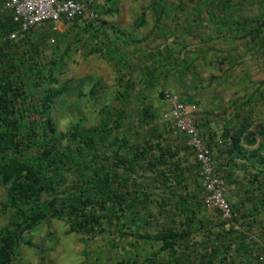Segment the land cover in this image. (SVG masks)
Returning <instances> with one entry per match:
<instances>
[{
  "label": "rangeland",
  "instance_id": "374dc122",
  "mask_svg": "<svg viewBox=\"0 0 264 264\" xmlns=\"http://www.w3.org/2000/svg\"><path fill=\"white\" fill-rule=\"evenodd\" d=\"M91 3L97 12L96 19L77 20L55 35L48 26L38 27L26 40H13L16 71L26 89L25 124H37L35 128L41 132L42 119L34 110L46 90L61 87L63 92L55 99L49 115L62 149L73 145L64 135L81 120L85 134L89 131L95 135L96 146L87 153L89 160L97 154L113 156L115 151L131 158L138 145L153 147L154 157L165 147L176 150L177 156L153 169L148 168L147 162L142 167L138 163L136 172L131 173L134 194L144 199L148 196L146 204L124 213L121 230L133 235L121 236L120 225L115 223L104 224L103 234L67 233L69 224L65 217L50 218L26 234L32 245L21 244L19 261L20 264H150L147 259L152 258L156 264L159 261L165 264L168 254H156L160 244L138 235L156 234L162 224L170 222L171 213L160 214L164 194H176L172 201L175 205L179 202L178 194L192 204L202 200V190L192 150L184 136L174 135L171 123L164 119L168 110L164 95L172 92L182 101L195 103L202 135L210 141L214 132L219 145L226 129L242 123H249L250 130L264 129V0H91ZM109 8L113 11L107 12ZM143 12L144 22L140 23ZM51 36L56 39L54 43ZM24 59L26 65L21 64ZM53 77L57 78V84L53 83ZM144 109L153 117L141 123ZM75 145L86 148L81 142ZM212 148L215 159L217 147ZM254 148L249 147V151ZM214 163L217 166V161ZM237 163L246 161L238 159ZM177 164L183 169L180 183L172 174ZM68 168L62 175L71 183L75 176ZM233 169L240 181L246 183L250 174L255 173L249 165ZM160 170L171 176L169 187L160 183L157 174ZM226 181L230 184V202H239L241 231L246 230L251 240L261 239L264 206H260L257 221L251 227L244 226L242 222L247 219L243 221L241 214L249 212L252 203L240 205L241 194L236 193L240 184L234 188L230 180ZM6 192L7 185L0 182V207L6 200ZM198 218L220 220L213 210L200 213ZM6 223L7 214L0 213V230ZM188 239L190 244H199L201 248L205 235L201 231ZM261 251L251 255L250 264H258Z\"/></svg>",
  "mask_w": 264,
  "mask_h": 264
},
{
  "label": "trees",
  "instance_id": "16d2710c",
  "mask_svg": "<svg viewBox=\"0 0 264 264\" xmlns=\"http://www.w3.org/2000/svg\"><path fill=\"white\" fill-rule=\"evenodd\" d=\"M4 1L0 0V182L7 185V192L0 213L7 214V223L0 230V264H20L21 244L32 245L25 238L26 234L50 218L65 217L69 224L67 233L91 235L98 231L103 234L106 232L104 224L115 223V226L120 225L118 231L121 236L133 235L131 231L121 230L124 227L121 224L124 213L146 204L148 196L144 199L134 194L131 173L136 172L138 163L142 167L147 162L148 168L153 169L173 161L177 151L165 147L159 156L154 157L153 147L138 145L131 158L115 151L113 156L97 154L89 160L87 153H91L96 146L93 140L95 135L89 131L85 134L81 120L75 122L71 131L64 135L73 145L62 149L55 138V124L49 115L55 99L63 92L61 87L46 90L40 97V105L34 110L42 119L39 124L41 132L36 130L37 124L31 122V125H26L25 84L14 63L13 47L16 44L7 37L17 28V24L13 21L12 12L4 7ZM111 11V8L107 10ZM144 16L143 12L140 23L144 22ZM46 34L41 38L44 39ZM28 37L29 34L24 40ZM26 61L24 59L21 64L26 65ZM41 73L40 70L39 75ZM52 80L54 84L58 83L57 78L53 77ZM152 117L150 111L144 109L141 123ZM196 124L200 128L197 120ZM258 136L261 140H258ZM222 137V145L218 144L214 132L210 134V141L204 138L211 147L214 162L217 161L215 171L225 180H230L234 188L240 184L241 188L236 191L241 194L240 205L246 201L252 203L249 212L241 214L243 221L247 219L242 222L243 225L251 227L257 221L260 206H264V129L250 130L249 123H242L236 128L226 129ZM80 142L86 148L75 145ZM212 145L217 147L215 159ZM254 146L255 150L249 151V147ZM158 147L161 150V146ZM238 159H244L246 164H238ZM248 165L255 169V173L250 174L246 183L243 179L240 181L233 167L246 168ZM68 167L75 176V181L71 183L62 175ZM182 171L179 164L173 168L172 174L178 183L183 179L180 177ZM157 174L161 178L160 183L168 186L171 176L167 171L160 170ZM199 185L202 200L192 204L185 196L178 194L179 202L175 205L172 201L176 194H164L160 214L171 213L170 222L162 224L156 234H139L138 237L159 243L156 254H168L165 264H250L251 255L257 250H264V232L261 239L255 241L249 238L246 230L244 233L233 228L226 229L221 218L216 222L199 219L200 213L210 211L203 203L201 182ZM234 188L230 191H234ZM238 203L230 202L237 213L240 211ZM169 206L173 207L168 210ZM216 214L220 217L218 212ZM201 231L205 239L199 248V244H190L188 238ZM180 248L183 249L181 252ZM147 261L156 264L152 258ZM159 264L164 263L159 261Z\"/></svg>",
  "mask_w": 264,
  "mask_h": 264
},
{
  "label": "built area",
  "instance_id": "2783aa9c",
  "mask_svg": "<svg viewBox=\"0 0 264 264\" xmlns=\"http://www.w3.org/2000/svg\"><path fill=\"white\" fill-rule=\"evenodd\" d=\"M4 7L12 12L17 24L7 36L10 40H23L43 25H48L55 35L77 18L92 20L97 17L91 0H5ZM50 41L54 43L55 37L51 36ZM164 98L168 105L164 119L171 123L174 135L184 136L198 164L205 207L219 213L226 229L241 230L240 216L227 199V182L215 171L211 147L196 124L197 105L185 103L172 92H166ZM258 264H264V250L258 256Z\"/></svg>",
  "mask_w": 264,
  "mask_h": 264
}]
</instances>
